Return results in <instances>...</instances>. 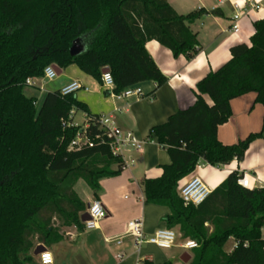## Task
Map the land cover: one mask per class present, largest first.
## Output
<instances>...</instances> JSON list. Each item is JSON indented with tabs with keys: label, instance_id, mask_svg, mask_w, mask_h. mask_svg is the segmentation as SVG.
<instances>
[{
	"label": "trees",
	"instance_id": "1",
	"mask_svg": "<svg viewBox=\"0 0 264 264\" xmlns=\"http://www.w3.org/2000/svg\"><path fill=\"white\" fill-rule=\"evenodd\" d=\"M206 13L181 15L166 0H0V264H39L32 254L37 244L59 242L64 227L81 232L87 206L75 184L83 180L97 196L100 180L120 174L123 164L84 103L53 89L36 105L24 93L26 79H39L49 64L75 65L96 79L107 68L114 92L150 81L152 98L167 78L145 43L155 40L191 60L200 45L189 25ZM250 28L249 44L231 45L229 59L196 83L194 102L148 134L170 162L159 177L141 181L144 201L167 207L165 226L196 241L187 264H264V186L242 187L243 173L232 171L199 205L184 204L177 191L199 163L240 162L262 135L252 132L232 144L217 138L233 99L253 93V103L264 107V18L251 20ZM77 111L86 114L93 145L68 150L81 129L70 125ZM229 239L235 245L226 252Z\"/></svg>",
	"mask_w": 264,
	"mask_h": 264
},
{
	"label": "crops",
	"instance_id": "2",
	"mask_svg": "<svg viewBox=\"0 0 264 264\" xmlns=\"http://www.w3.org/2000/svg\"><path fill=\"white\" fill-rule=\"evenodd\" d=\"M166 1L181 15L200 8L208 13L189 25L200 45L199 52L191 60L183 55L174 57L169 49L155 40L145 43L147 53L167 78L152 98L147 96L153 88L150 81L135 86L141 91L140 97L118 99L111 94L113 88L102 85L100 78L83 73L75 65L68 66V74L53 87L59 89L72 80H78L88 90L80 89L73 95L85 104L89 114L112 116L119 128L134 134L140 146L138 149L126 150L121 155L123 161L133 160V163L121 170L117 176L101 179L97 196L91 191V199L85 203L86 206L98 200L105 210V215L97 222L96 227L88 230L83 228L81 232L74 226L64 227L62 240L49 247L42 244L51 253L52 264H143L142 261L145 260L153 264L167 260L171 264H187L191 259V250L180 247V237L172 247L161 249L150 243L135 245L132 238L123 235L128 221L139 220L144 235L149 236L156 229L165 226L162 219L170 212L165 206L144 201L141 181L144 178L159 177L162 173L161 166L170 162L166 150L154 138L149 139L148 134L152 126L165 122L177 110L187 108L194 102L196 83L229 59L231 45L249 40L252 33L251 20L264 18V0H246L248 4L259 3L260 7L258 10L246 7L247 12L243 13L239 21L237 33L230 30L233 13L231 2L234 0ZM38 84L39 81L36 86H27L24 89L27 96L36 98V105L40 102L32 90H39L41 86ZM203 97L210 103L208 96ZM253 101V93L233 99L230 103V118L217 128V138L223 144L235 143L252 132L262 133L249 143L243 159L240 162L234 159L228 164L218 166L199 163L179 184L192 176H198L213 190L230 172L237 171L246 174L249 189L264 186V107L254 104ZM77 114L80 115L78 121ZM85 121L84 112L74 113L75 124L82 127ZM78 197L80 198L79 195ZM173 229L178 232V228ZM261 235L264 237V227L261 228ZM118 237L119 242H116ZM234 245V240L229 239L225 251L230 252ZM184 252L190 256L187 262L181 260Z\"/></svg>",
	"mask_w": 264,
	"mask_h": 264
},
{
	"label": "built area",
	"instance_id": "3",
	"mask_svg": "<svg viewBox=\"0 0 264 264\" xmlns=\"http://www.w3.org/2000/svg\"><path fill=\"white\" fill-rule=\"evenodd\" d=\"M231 7L233 9V13L231 16L230 30L233 33H237L239 31V21L243 13L247 12L246 7H248V9L258 10L260 4H248L246 0H234L233 2H231ZM53 65L54 64H49L44 67L42 73L43 80L49 81L57 77V73ZM100 80L102 82V85L114 89V82L108 71L101 73ZM26 84L27 86H36L37 79L28 78L26 79ZM80 89H83L85 91L88 90V88L82 85V83H80L78 80H72L60 87L59 92L61 95H69L75 93ZM111 94L118 99L131 96L140 97L142 95L140 89L135 86L125 88L118 93L113 91ZM70 125L78 126L74 122ZM87 126L88 123L85 121L80 131L70 141L68 150H78L80 148L91 147L93 145L92 139L85 133V129ZM98 127L108 139L109 148L114 155H119L121 157L124 151L129 149H138L140 146V142L138 139H136L134 134L129 130H123L119 128L115 124L114 118L110 115L98 116ZM94 138L100 139V135H96ZM130 163H133V160H130L129 162L123 161L121 170L125 169ZM237 183L242 187L249 188L246 174H242V176L237 179ZM177 191L184 204H191L196 206L202 203L208 197L212 189L208 187L198 176H192L180 183L178 185ZM85 212L88 215V219L82 222L83 228L85 230L93 229L94 227H96L97 222L105 215V210L98 200H94L92 203H90L86 207ZM123 235L132 238L135 245L150 243L161 249H168L172 247L175 244L176 239L179 237V233L177 231L166 226L156 229L149 236H145L139 220L128 221L126 223ZM115 240L116 242H119V237ZM180 247L184 250L190 251L197 247V243L196 241L188 238L180 242ZM37 261L39 264H52V255L47 249H45L37 255Z\"/></svg>",
	"mask_w": 264,
	"mask_h": 264
},
{
	"label": "rangeland",
	"instance_id": "4",
	"mask_svg": "<svg viewBox=\"0 0 264 264\" xmlns=\"http://www.w3.org/2000/svg\"><path fill=\"white\" fill-rule=\"evenodd\" d=\"M246 44H249V40L246 42ZM73 67H75V66H73ZM67 74H68V70H67V68H65L62 70V73L60 75H58L53 80L45 81L42 79V77H40V79H37V81H39L38 85L41 86V88L39 90L38 89L32 90V92H33V94H35L38 97V99H37L38 102L41 101L42 97L44 96V94L46 92L51 91L53 89V87L59 81L63 80ZM79 118H80V115L77 114L76 115L77 121L79 120ZM74 189L76 190L75 192L80 196L81 200L84 203H87V201H89L91 199V190L83 180L78 181V183L76 184Z\"/></svg>",
	"mask_w": 264,
	"mask_h": 264
},
{
	"label": "water",
	"instance_id": "5",
	"mask_svg": "<svg viewBox=\"0 0 264 264\" xmlns=\"http://www.w3.org/2000/svg\"><path fill=\"white\" fill-rule=\"evenodd\" d=\"M70 52H71V53H75V52H76L75 48H74V47H71ZM53 66H54V69L56 70L57 75H59V74H60V68H59L57 65H55V64H54ZM107 71H108L107 68H104V69H102L101 73H104V72H107ZM87 219H88V215H87L86 212L83 213V214L80 216V221H81V222H84V221H86ZM45 249H46V248H45L42 244H39V245H37V246L33 249L32 254H33L34 256H37L40 252H42V251L45 250ZM189 258H190V256H189V254H188L187 252H184V253L182 254V256H181V260H182L183 262H187V261L189 260Z\"/></svg>",
	"mask_w": 264,
	"mask_h": 264
}]
</instances>
